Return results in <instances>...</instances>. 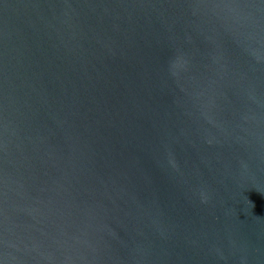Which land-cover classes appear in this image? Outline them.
I'll return each instance as SVG.
<instances>
[{
	"label": "water",
	"instance_id": "1",
	"mask_svg": "<svg viewBox=\"0 0 264 264\" xmlns=\"http://www.w3.org/2000/svg\"><path fill=\"white\" fill-rule=\"evenodd\" d=\"M0 264H264V0H0Z\"/></svg>",
	"mask_w": 264,
	"mask_h": 264
}]
</instances>
